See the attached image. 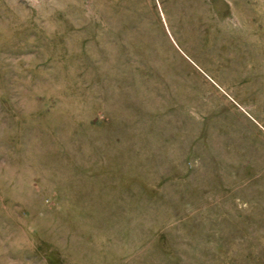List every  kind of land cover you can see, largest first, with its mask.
Returning a JSON list of instances; mask_svg holds the SVG:
<instances>
[{
  "label": "rangeland",
  "instance_id": "374dc122",
  "mask_svg": "<svg viewBox=\"0 0 264 264\" xmlns=\"http://www.w3.org/2000/svg\"><path fill=\"white\" fill-rule=\"evenodd\" d=\"M0 264H264V0H0Z\"/></svg>",
  "mask_w": 264,
  "mask_h": 264
}]
</instances>
